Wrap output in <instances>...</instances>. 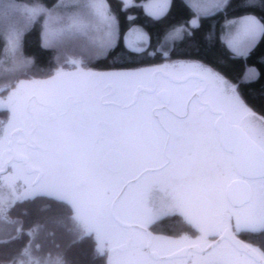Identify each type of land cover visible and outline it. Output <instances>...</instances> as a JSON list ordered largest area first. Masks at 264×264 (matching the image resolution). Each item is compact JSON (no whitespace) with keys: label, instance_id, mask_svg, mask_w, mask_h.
Segmentation results:
<instances>
[{"label":"snow or ice","instance_id":"6c2138e0","mask_svg":"<svg viewBox=\"0 0 264 264\" xmlns=\"http://www.w3.org/2000/svg\"><path fill=\"white\" fill-rule=\"evenodd\" d=\"M0 264H264V0H0Z\"/></svg>","mask_w":264,"mask_h":264},{"label":"trees","instance_id":"16d2710c","mask_svg":"<svg viewBox=\"0 0 264 264\" xmlns=\"http://www.w3.org/2000/svg\"><path fill=\"white\" fill-rule=\"evenodd\" d=\"M46 2H54V0H46ZM3 67V64H2V61H0V68H2Z\"/></svg>","mask_w":264,"mask_h":264},{"label":"rangeland","instance_id":"374dc122","mask_svg":"<svg viewBox=\"0 0 264 264\" xmlns=\"http://www.w3.org/2000/svg\"><path fill=\"white\" fill-rule=\"evenodd\" d=\"M0 69H2V68H0Z\"/></svg>","mask_w":264,"mask_h":264}]
</instances>
